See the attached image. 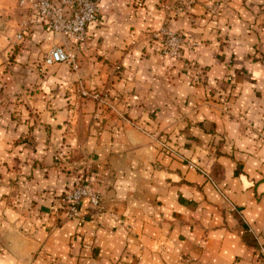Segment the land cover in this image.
I'll list each match as a JSON object with an SVG mask.
<instances>
[{"label":"crops","instance_id":"0c3cea01","mask_svg":"<svg viewBox=\"0 0 264 264\" xmlns=\"http://www.w3.org/2000/svg\"><path fill=\"white\" fill-rule=\"evenodd\" d=\"M211 1L197 0L191 17L175 24L191 38L204 40L193 56L207 65V83L193 84L179 62L159 59L151 50L143 56L148 47L142 32L161 23L158 0L138 5L134 0H96L97 18L77 52L86 73L79 74V82L90 89L107 84L131 123L95 115V101L77 94L79 75L67 64L44 65L37 79L22 76L27 105L17 108L14 120L0 116V230L11 246L0 244V264L32 263L31 253L38 249L41 264L260 263L264 0H227V10L215 20L204 9ZM24 14L17 0H0V24L5 25L0 46L17 45L31 60L61 38L36 18L24 39L17 40ZM261 49L263 59L258 60ZM27 68L34 70L27 63L22 71ZM10 74L7 85L14 87ZM228 74L230 89L221 81ZM213 88H222L217 101L208 96L210 90L216 92ZM154 135L212 170L239 213L202 174L161 152ZM69 151L84 152L106 208L123 214L134 228L133 237L104 215L54 226L63 218L57 209L62 194L78 176L54 160ZM82 239L92 242V248H82Z\"/></svg>","mask_w":264,"mask_h":264},{"label":"rangeland","instance_id":"374dc122","mask_svg":"<svg viewBox=\"0 0 264 264\" xmlns=\"http://www.w3.org/2000/svg\"><path fill=\"white\" fill-rule=\"evenodd\" d=\"M140 1L142 0H134L136 5H138ZM196 1L197 0H158L157 7L158 9H160L162 13L161 23L157 29L145 30L142 32L143 40L146 42L145 47H148V50H144L143 56L148 57V55L145 53L151 50L152 52L151 51L149 52L154 54L159 59L172 61L173 63L179 62L182 72H184L185 75L189 77L191 83L206 84L208 78L206 73L207 65L201 64L193 56L195 49L197 47H200V45L203 43L204 40L198 41L196 39L191 38L184 29L177 27L175 25L176 21H179V19H182L187 15L189 16L190 14L191 15L193 14L191 12V9L193 5L196 3ZM227 2H228L227 0H214L211 2H207L204 4L205 13L207 14V16L210 17L211 20H215L220 16L221 12L227 10V6H228ZM2 27L3 29H5L4 24H0V29ZM260 51H261V55L257 57L258 60L263 59L262 49ZM44 54L37 55L30 60L29 58L26 59L23 57V54L22 52H19V47H17V45H13L11 47L3 46V45L0 46V116H7V118L11 117L14 120L17 116H13V114H15L18 111L17 108L20 107L21 109H23L24 105H27V97L29 94L28 86H24L25 84L22 83L21 78H23L22 77L23 75L25 76V78L28 79L34 78L36 75H38L37 77H35L36 79L42 77L40 70L42 67H44L42 61ZM78 62H79V58H78ZM27 63L33 64V68L35 71L30 68H27L24 71H22L24 66L27 65ZM14 64H19L20 67L14 68ZM80 66L81 65L79 63V69L77 71H74L71 68L70 69L71 71L77 73L78 75L86 74L85 71L81 70ZM7 73H11L10 75L14 76L15 82L12 85L14 87H8L7 83L9 82V80ZM83 75L82 78L80 77V75L78 76L79 91L76 88V92L81 97L83 96L89 97L95 101L97 108L96 111L94 112L95 115H100L101 113H103L109 116L110 118L118 117L121 119H125V121L129 120L131 123L132 121L131 118H129L127 114H125L124 110L122 111V109L121 110L119 109L117 100H115V98L112 97V95L110 94L109 86H107L106 84L99 88H93V89L84 88V86H82L81 83L79 82L83 79ZM225 77H224L225 79L223 78L221 81L226 85L227 89H230V87L232 86V81H231L232 76L228 74ZM213 89H215L216 92L213 94L212 90H210L208 96L211 97L215 96L214 101H217V98L219 97L217 93L220 92L222 88H218V89L213 88ZM33 114L35 113L33 112ZM34 121H36V119H34ZM1 124L2 122L0 121V125ZM134 125L139 130L145 131V129L140 125L137 124ZM154 142L157 144V148L164 154L169 155L167 153V148L163 145L164 143L174 148L177 152H179L176 146L166 138L160 139L158 138V136L156 137L154 135ZM84 155H85L84 152L75 153L74 151H69L67 153L65 152L60 155H57V158L54 159L55 161L62 164L64 171L68 173L78 174L77 179L74 181V184H72V186L69 185V187L66 186V190L62 194L60 207H58L57 209L63 212L62 213L63 218L58 219L54 224V226L58 225L59 222H61L62 220L63 221L77 220L78 222L83 223V221H85L86 218L96 219L104 215V216H109L117 227H123L126 230L128 237L129 236L133 237L135 235L134 228L126 222L123 214L118 213L116 210H110L106 208L102 195L95 187L91 176L92 173L91 162L88 161V159ZM184 158L188 160H192L186 156H184ZM176 159H178L179 161L185 164V161H183L182 159L180 158H176ZM208 171L212 176V178L216 181V178L213 175L212 170H208ZM16 181L17 178L15 179V183ZM86 183L89 184L93 188V190L98 194L100 200L99 207L97 208L91 207L88 198L84 197L80 201L78 206L79 214L71 215L70 210L68 208L66 194H68L71 190L75 189L79 185ZM83 200H86V209L84 212L81 210V203ZM13 207L17 208L18 206L14 205ZM0 224H1V219H0ZM20 229L21 227H19V231H21ZM3 236L4 235L0 230V244L6 247L5 244L2 243H6L7 241L9 242V246H10V240L4 238L5 236L4 237ZM81 246L82 248L91 249L92 242L82 239ZM40 251L41 250L38 249L36 252L31 253L30 258L32 261L34 260V262H36L35 264H41L42 256L40 254ZM257 251H258L257 259L260 261L259 264H264V246L260 244L257 248ZM124 254H126V252H124ZM45 260H48V258H46ZM49 261L54 262L52 257L49 259ZM34 262L32 263L30 262L27 264H34Z\"/></svg>","mask_w":264,"mask_h":264},{"label":"built area","instance_id":"2783aa9c","mask_svg":"<svg viewBox=\"0 0 264 264\" xmlns=\"http://www.w3.org/2000/svg\"><path fill=\"white\" fill-rule=\"evenodd\" d=\"M18 5L24 10L25 17L20 23V29L16 32L17 40L24 39V32L30 24L41 18L48 29L58 35L61 41L52 46L43 56V64L51 66L55 64H67L74 71L79 69L77 52L87 36L88 26L97 18L98 5L96 0H17ZM163 144V143H162ZM167 153L175 158L185 161L187 168L202 174L213 184L225 199L228 206L239 213L234 202L225 195L212 178L209 171L199 163L188 160L174 148L163 144ZM88 198L91 207H99V196L89 184H82L66 194L68 208L71 215H78L80 201Z\"/></svg>","mask_w":264,"mask_h":264}]
</instances>
